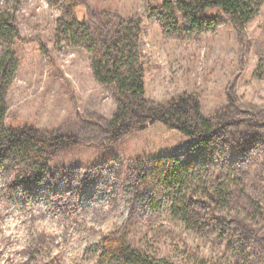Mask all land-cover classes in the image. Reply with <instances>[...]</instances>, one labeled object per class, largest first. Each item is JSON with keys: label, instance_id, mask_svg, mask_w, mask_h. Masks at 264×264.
<instances>
[{"label": "rangeland", "instance_id": "rangeland-1", "mask_svg": "<svg viewBox=\"0 0 264 264\" xmlns=\"http://www.w3.org/2000/svg\"><path fill=\"white\" fill-rule=\"evenodd\" d=\"M63 1L0 0L21 37L6 126L61 132L78 143L54 153L39 182L24 183L30 175L0 170V264H94L101 239L120 230L139 244L156 238L155 247L168 251H176L175 238H181L188 250L233 264L235 251L218 234L187 230L172 218L171 195L157 196L150 207L136 163L181 156L194 139L155 123L123 130L112 142L107 130L117 110L112 91L95 82L90 54L56 37ZM75 1L83 21L103 12L142 20L146 99L166 104L194 97L205 118L220 115L232 141L209 161L239 169L264 200V81L253 75L264 67V7L242 33L223 24L215 33L172 39L149 19V0ZM9 230L13 236L5 235ZM254 249L242 253L264 260V250Z\"/></svg>", "mask_w": 264, "mask_h": 264}, {"label": "trees", "instance_id": "trees-1", "mask_svg": "<svg viewBox=\"0 0 264 264\" xmlns=\"http://www.w3.org/2000/svg\"><path fill=\"white\" fill-rule=\"evenodd\" d=\"M58 7L63 16L56 24L57 39L90 54L95 82L112 91L117 106L107 126L112 142L123 130H141L155 123L194 139L181 156L136 163L150 207L157 196L171 195V216L187 230L218 234L226 248L235 251L233 264H264V260L242 253L247 247L264 250V200L256 197L239 169L209 161L212 152L232 141L223 132L220 115L205 118L194 97L174 98L166 104L146 99L142 20L103 12L83 21L78 18L75 0H64ZM263 7L264 0H149L147 13L168 38H198L215 33L223 24L242 33ZM20 41L15 17L0 8V170L24 172V177L31 176L24 180L29 184L46 175L54 153L78 143L61 132L6 126V98L19 70L15 47ZM253 75L264 81V67L260 64ZM127 235L120 230L103 237L94 264H219L202 257L198 250H188L181 238H175L179 240L177 250L168 251L155 247L156 238L139 244Z\"/></svg>", "mask_w": 264, "mask_h": 264}, {"label": "clouds", "instance_id": "clouds-1", "mask_svg": "<svg viewBox=\"0 0 264 264\" xmlns=\"http://www.w3.org/2000/svg\"><path fill=\"white\" fill-rule=\"evenodd\" d=\"M11 227L14 229V228H15V225H12ZM5 235H6V236H13V235H14V232L11 231V230H9V231H6V232H5Z\"/></svg>", "mask_w": 264, "mask_h": 264}]
</instances>
